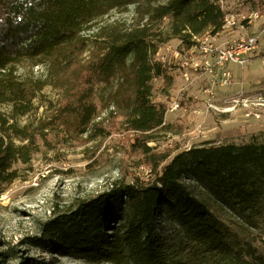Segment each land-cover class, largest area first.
Segmentation results:
<instances>
[{"label": "trees", "instance_id": "trees-1", "mask_svg": "<svg viewBox=\"0 0 264 264\" xmlns=\"http://www.w3.org/2000/svg\"><path fill=\"white\" fill-rule=\"evenodd\" d=\"M227 1L0 0V106L10 109L0 111V186L19 178L14 165L30 163L51 133L69 124L87 133L97 118L95 87L114 78L112 102L134 136L132 154L152 173L117 182L47 223L59 253L95 264H264L253 247L238 248L211 205L246 223L263 217L264 140L172 158L150 146L166 127L167 109L152 99L154 79L168 77L159 49L178 40L190 50L218 37ZM129 6L137 7L132 24L106 27L85 56L84 28ZM25 64L46 67L45 77L20 73ZM48 87L60 96L38 116ZM165 211L171 239L160 227Z\"/></svg>", "mask_w": 264, "mask_h": 264}, {"label": "rangeland", "instance_id": "rangeland-1", "mask_svg": "<svg viewBox=\"0 0 264 264\" xmlns=\"http://www.w3.org/2000/svg\"><path fill=\"white\" fill-rule=\"evenodd\" d=\"M223 8L237 18V25L226 28L218 43L212 44L224 47L251 36L258 40V50L245 65L230 64L233 81L221 86L219 80L215 84L204 80L209 73L203 69L199 49L184 50L178 40L159 49L156 59L164 64L168 77L154 79L152 99L164 105L167 113L165 129L155 133L150 144L156 153L172 158L193 148L244 145L254 138L264 140V109L260 118L243 109L221 111L231 96H255L264 91V2L228 0ZM136 10V6H129L89 23L83 30L89 46L85 56L104 35L106 27L130 26ZM204 42L211 43L209 39ZM31 67L23 65L20 73L33 72L37 77H45L46 67ZM216 73L219 79L220 73ZM208 80L211 82L205 85ZM117 84L114 78L109 84L95 87L97 118L87 133H78L70 124L51 133L49 144L41 146L30 163L14 165L13 171L19 178L0 186V264H95L59 253L53 238L45 232V225L68 215L79 201L110 190L117 182L131 184L135 177L151 179L150 168L140 166L133 156L134 136L127 132L124 117L113 106L112 94ZM44 93L38 116L44 115L50 100L57 101L60 96L52 87ZM0 111L9 113L10 109L0 106ZM29 120L20 118L18 124L23 126ZM211 205L238 248L251 246L264 255V214L253 223H246L226 207ZM166 212L160 227L171 239L172 224Z\"/></svg>", "mask_w": 264, "mask_h": 264}, {"label": "built area", "instance_id": "built-area-1", "mask_svg": "<svg viewBox=\"0 0 264 264\" xmlns=\"http://www.w3.org/2000/svg\"><path fill=\"white\" fill-rule=\"evenodd\" d=\"M236 25L237 18L227 14L225 16V29L227 28L228 30V28H232ZM257 43L258 40L255 37L244 36L224 48L216 47L212 43L201 45L202 52L199 53L202 54L201 60H203L202 64L204 65V71L209 74L215 73L214 75H216V72L218 71L220 73L218 80L220 81L221 86L230 85L233 81V75L230 72L229 65H245L248 62L249 57L258 50L259 44ZM185 76H187V74H185ZM258 98L259 94L255 96L236 94L225 100V107L221 108L223 109L221 111L224 113L243 109L245 113L249 112L256 118H260L262 109H264V100H259Z\"/></svg>", "mask_w": 264, "mask_h": 264}, {"label": "crops", "instance_id": "crops-1", "mask_svg": "<svg viewBox=\"0 0 264 264\" xmlns=\"http://www.w3.org/2000/svg\"><path fill=\"white\" fill-rule=\"evenodd\" d=\"M223 34V33H222ZM222 34H220L219 36H222ZM218 36V37H219ZM218 37H216V38H212V39H209V42H211V43H215V42H217L218 41ZM218 43V42H217ZM217 47H219V46H217ZM225 47V46H224ZM224 47H222V46H220L219 48H224ZM215 74V73H214ZM211 75H209V74H206V76L205 77H207V78H204V80H207V79H210L211 81H212V83L213 84H215V82L218 80V77L216 76V75H214V76H212V77H210ZM216 79V80H215ZM210 80H208V81H204L205 83V85H208L209 83L208 82H211ZM211 83V84H212Z\"/></svg>", "mask_w": 264, "mask_h": 264}, {"label": "bare ground", "instance_id": "bare-ground-1", "mask_svg": "<svg viewBox=\"0 0 264 264\" xmlns=\"http://www.w3.org/2000/svg\"><path fill=\"white\" fill-rule=\"evenodd\" d=\"M206 41H207V39H206ZM202 45H205V42L202 43ZM196 48H197V47H196ZM196 48H194V49H196ZM197 49H199L200 52H202V46H200V48L198 47ZM258 99H259V100H264V91L261 92V93H259V98H258Z\"/></svg>", "mask_w": 264, "mask_h": 264}]
</instances>
